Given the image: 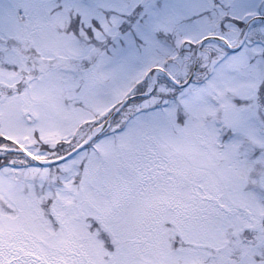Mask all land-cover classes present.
<instances>
[{
	"label": "snow or ice",
	"instance_id": "obj_1",
	"mask_svg": "<svg viewBox=\"0 0 264 264\" xmlns=\"http://www.w3.org/2000/svg\"><path fill=\"white\" fill-rule=\"evenodd\" d=\"M0 264H264V0H0Z\"/></svg>",
	"mask_w": 264,
	"mask_h": 264
}]
</instances>
